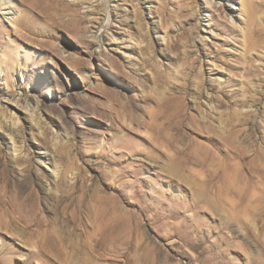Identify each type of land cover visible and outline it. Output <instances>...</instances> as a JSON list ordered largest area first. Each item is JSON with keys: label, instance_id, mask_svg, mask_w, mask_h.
Masks as SVG:
<instances>
[{"label": "rangeland", "instance_id": "374dc122", "mask_svg": "<svg viewBox=\"0 0 264 264\" xmlns=\"http://www.w3.org/2000/svg\"><path fill=\"white\" fill-rule=\"evenodd\" d=\"M219 1L0 0V264H264V0Z\"/></svg>", "mask_w": 264, "mask_h": 264}, {"label": "bare ground", "instance_id": "6f19581e", "mask_svg": "<svg viewBox=\"0 0 264 264\" xmlns=\"http://www.w3.org/2000/svg\"><path fill=\"white\" fill-rule=\"evenodd\" d=\"M115 1V0H113ZM207 4H206V10L209 11V6L208 5H212L215 3V0H207ZM217 1V0H216ZM219 1V0H218ZM219 2H225L227 6H231L230 4L234 5V1L232 0H220ZM249 2L246 0H243L242 2V6H243V11H246V7L249 8ZM211 8V7H210ZM231 8V7H230ZM205 10V11H206ZM248 10V9H247ZM250 10V9H249ZM248 10V11H249ZM247 12V11H246ZM250 12V11H249ZM252 14V13H251ZM250 14V15H251ZM248 17V16H247ZM246 17V18H247ZM248 19V18H247ZM154 25V24H153ZM209 30H204L203 32L206 33ZM116 38V37H115ZM113 39V38H112ZM165 38H163V41L165 42ZM113 41H115L113 39ZM6 107V106H5ZM10 108V107H9ZM11 125L12 127H17V125L19 124L18 122V117L17 115V111L14 108H11ZM35 113V112H34ZM11 141H13V138H11ZM12 148L14 149V151L16 153H18L20 156L21 155V150L19 149V147L16 146V143L12 142ZM42 163H45V161H42ZM51 175L53 176V179L55 181H57L58 178V174L56 170H52ZM54 181V182H55ZM82 186V185H81ZM80 186V187H81ZM83 186L81 188H75V186L73 187L72 190V194L74 193H80L82 192ZM74 195V194H73ZM118 206V205H117ZM120 207V206H119ZM112 208V209H110ZM121 208V207H120ZM119 208V209H120ZM101 209V208H100ZM113 207H109V208H104V211H100L99 212V217L101 219L100 222H102V226L98 227L97 231H100V233L94 232L93 235L95 236L94 240H91V244H88L90 247V253H94L97 250H103L104 248H107L108 246V242H110L111 238L115 235V233L117 231H121V229H123L122 227L124 226V223L120 224L117 223V218H116V212L115 210H113ZM121 210V209H120ZM37 213V210H35V207L31 206V224H35V226H42V220L38 217L35 216V214ZM3 218V217H2ZM3 219H1L0 221H2ZM6 222V221H4ZM6 225H8V222H6ZM97 228V227H96ZM120 233V232H119ZM120 235V234H119ZM122 235V234H121ZM41 238H40V248L38 249L37 252H34L33 255L35 254L38 258L40 259L42 262H46L47 259H53V260H58L60 263L65 261V252L63 250V248L61 246H59L57 244V242L51 237V235H49L47 233V231H44L43 234H40ZM119 237V236H118ZM117 237V239H118ZM121 237V236H120ZM123 239V238H122ZM126 239V237L124 238V240ZM54 240V242H53ZM53 245H52V244ZM93 243V244H92ZM52 245V247H51ZM35 248V247H34ZM85 251V250H84ZM86 253V252H85ZM11 257H8L7 259L9 260Z\"/></svg>", "mask_w": 264, "mask_h": 264}]
</instances>
